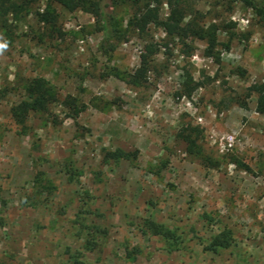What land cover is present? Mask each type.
I'll list each match as a JSON object with an SVG mask.
<instances>
[{"label":"rangeland","instance_id":"374dc122","mask_svg":"<svg viewBox=\"0 0 264 264\" xmlns=\"http://www.w3.org/2000/svg\"><path fill=\"white\" fill-rule=\"evenodd\" d=\"M193 4L217 29L216 58L200 39L189 55L159 27L138 33L127 0L109 9L106 45L91 14L48 0L0 25V264H264V115L247 95L264 83V19L240 1ZM48 10L55 26L40 21ZM148 45L153 69L132 83ZM36 77L87 109L55 103L18 125L22 79ZM117 150L131 159L105 158Z\"/></svg>","mask_w":264,"mask_h":264},{"label":"trees","instance_id":"16d2710c","mask_svg":"<svg viewBox=\"0 0 264 264\" xmlns=\"http://www.w3.org/2000/svg\"><path fill=\"white\" fill-rule=\"evenodd\" d=\"M121 0H48L51 5H60L69 12L82 10L91 14L99 23L101 29L104 31V44H108L110 39L117 34L113 27V18L110 15V7L118 5ZM132 3L136 11L130 20V26L140 34L146 33L153 25L159 27L169 38H178L183 45L186 41L193 39H200L206 42L207 47L205 55L207 57L216 58V50L219 45L217 29L214 25L205 27L202 24L203 14L197 10L193 4V0H166L169 9V15L166 18H161L160 11L162 0H127ZM240 1L252 8L255 13L264 19V7L258 5L255 0H232ZM32 5V0H0V25L7 27L8 16H18L23 11H28ZM57 17L55 12L46 11L40 14V21L48 25L55 26ZM234 25V24H233ZM188 46V45H186ZM165 47L168 48V45ZM188 54L190 55L193 48L188 46ZM158 50L148 45L140 56V66L136 69L132 76V83H140L147 78L148 74L153 69V56ZM245 75V71H241ZM119 77V74H116ZM26 99L15 105L11 110V116L14 121L26 127L31 113H46L49 108L55 103H62L69 109L72 117H78L87 109L86 104H79L77 99L73 96H67L61 100L59 95L52 91L43 78H28L22 79ZM185 93L180 96L187 95L190 97L193 91L199 86L195 82L191 73L187 72V85ZM255 94L257 96L256 111L264 115V83H255L248 88V96ZM236 103L242 107L247 108L248 105L245 100L237 97ZM189 144V149L192 150L194 143L190 136L184 137ZM132 154L123 150L115 152H107L105 158L107 160L119 161L121 159L129 160ZM147 230L154 235L161 236L168 241L174 238V233L165 229L162 225L156 224L152 221H147ZM90 240L87 245L90 246ZM216 246H225L227 241L222 239V236H217L213 242Z\"/></svg>","mask_w":264,"mask_h":264}]
</instances>
